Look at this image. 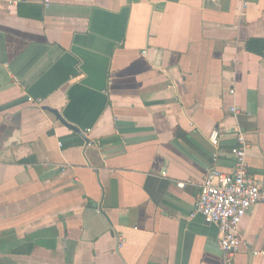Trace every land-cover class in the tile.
<instances>
[{"label":"crops","instance_id":"crops-1","mask_svg":"<svg viewBox=\"0 0 264 264\" xmlns=\"http://www.w3.org/2000/svg\"><path fill=\"white\" fill-rule=\"evenodd\" d=\"M238 134L264 182V0H0V264H221L191 214ZM238 232L264 264L263 204Z\"/></svg>","mask_w":264,"mask_h":264},{"label":"built area","instance_id":"built-area-1","mask_svg":"<svg viewBox=\"0 0 264 264\" xmlns=\"http://www.w3.org/2000/svg\"><path fill=\"white\" fill-rule=\"evenodd\" d=\"M18 1V0H15ZM241 9H245L249 0H237ZM233 95V91H230ZM28 102L40 107L39 99L27 98ZM235 115L238 111L231 108ZM237 145L230 150L233 159L231 173L221 172L217 166L216 152L212 156L211 165L205 170L199 185V195L191 217L199 214L207 224L218 230V247L225 259L221 264H229L242 246L239 227L249 209L255 205H264V182L254 179L246 164L247 145L241 134L237 135ZM219 134L212 131L208 141L212 148H219ZM178 186L183 187L180 183ZM257 254V253H254Z\"/></svg>","mask_w":264,"mask_h":264},{"label":"trees","instance_id":"trees-1","mask_svg":"<svg viewBox=\"0 0 264 264\" xmlns=\"http://www.w3.org/2000/svg\"><path fill=\"white\" fill-rule=\"evenodd\" d=\"M69 97H70V103L68 104V107L63 112L66 120L76 124L77 126H79L83 130L90 128L93 125V123L95 122L99 113L97 115H95L91 120H87V121L86 120L83 121L81 119L75 118L72 115V112H73V109L75 108V105H77L76 104L77 102H76L75 98L73 97V93L72 94L70 93ZM105 106H106V101H105Z\"/></svg>","mask_w":264,"mask_h":264},{"label":"water","instance_id":"water-1","mask_svg":"<svg viewBox=\"0 0 264 264\" xmlns=\"http://www.w3.org/2000/svg\"><path fill=\"white\" fill-rule=\"evenodd\" d=\"M60 120H62V123H63L67 128H69L70 130H72V131H74V132H76V133L82 135V133L78 130V128H76V127H74V126L68 124V123H67L65 120H63V119H60Z\"/></svg>","mask_w":264,"mask_h":264}]
</instances>
